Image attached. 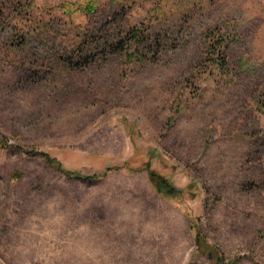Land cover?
<instances>
[{
  "label": "rangeland",
  "instance_id": "rangeland-1",
  "mask_svg": "<svg viewBox=\"0 0 264 264\" xmlns=\"http://www.w3.org/2000/svg\"><path fill=\"white\" fill-rule=\"evenodd\" d=\"M0 138V264H264V0H0Z\"/></svg>",
  "mask_w": 264,
  "mask_h": 264
},
{
  "label": "trees",
  "instance_id": "trees-1",
  "mask_svg": "<svg viewBox=\"0 0 264 264\" xmlns=\"http://www.w3.org/2000/svg\"><path fill=\"white\" fill-rule=\"evenodd\" d=\"M79 8H81V7H78L77 9H79ZM94 9H95L94 3H91V4L88 3L86 8H85V12L87 14H90L91 12L94 11ZM133 58H135L136 61L140 60V57L137 54H135V56ZM9 148H12V147L7 145V143L3 139L0 138V149H9ZM15 149L19 153L23 154L24 156H32L33 155L35 157L41 158L47 165H49L51 168H53L54 170L59 172L63 177H65L68 180H77V181L93 183V182H97L98 180H100L101 178L106 176V174H103L101 176L93 175V176H90V177H85V176L80 175L78 173H75V172H72V171H69V170H65L61 166V164H60V162L58 160H56L55 158L50 157L46 153H43V152H28V151L23 150L20 147H16ZM111 170L112 169H108L107 172H110ZM145 171H147V173H148L150 184H151L152 188L154 189V191L158 195L165 196L164 195V191L161 190L160 183L158 182V181H160L162 179L159 176H157L156 174H154L153 171H149V169H147ZM131 172H133V174H134L136 171H131ZM13 178L15 179V177H13ZM191 229H195V231H196L195 246L197 248L198 253L200 255H203V256L211 255L213 258H214V256H216V257L218 256L220 261H218L216 259L215 264H223L224 260L221 259V257L219 256L220 255L219 252L217 250H215L214 248H211L209 245L205 244L202 241L200 233H199L198 226L195 224L194 227L193 226L190 227V230ZM251 260L253 261V259H251ZM236 263H237L236 261H233L230 264H236ZM187 264H194V262H193V260H190Z\"/></svg>",
  "mask_w": 264,
  "mask_h": 264
},
{
  "label": "flooded vegetation",
  "instance_id": "flooded-vegetation-1",
  "mask_svg": "<svg viewBox=\"0 0 264 264\" xmlns=\"http://www.w3.org/2000/svg\"><path fill=\"white\" fill-rule=\"evenodd\" d=\"M158 182L160 183V187H161V190L162 191H164L166 193H171V191L168 192V186L164 183V181L160 180Z\"/></svg>",
  "mask_w": 264,
  "mask_h": 264
},
{
  "label": "crops",
  "instance_id": "crops-1",
  "mask_svg": "<svg viewBox=\"0 0 264 264\" xmlns=\"http://www.w3.org/2000/svg\"><path fill=\"white\" fill-rule=\"evenodd\" d=\"M94 183V182H93Z\"/></svg>",
  "mask_w": 264,
  "mask_h": 264
}]
</instances>
